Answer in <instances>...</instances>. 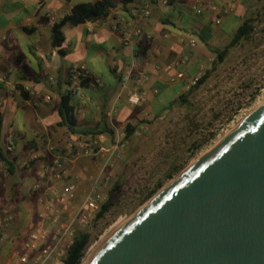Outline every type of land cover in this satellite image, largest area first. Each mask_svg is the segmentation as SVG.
Masks as SVG:
<instances>
[{
	"label": "crops",
	"instance_id": "crops-1",
	"mask_svg": "<svg viewBox=\"0 0 264 264\" xmlns=\"http://www.w3.org/2000/svg\"><path fill=\"white\" fill-rule=\"evenodd\" d=\"M96 1L0 0L2 146L5 151L9 140L16 145L15 152L7 154L14 160L13 174L6 172L4 164L0 170V203L14 216L8 229L0 231V264H14L18 260V246L9 243L25 236L24 226L37 219L50 187L74 183L79 197L81 188L86 193L87 188H99L102 184L95 183L100 172L98 159H59L69 152V144L80 140L60 126L62 95H73L71 106L78 130L107 128L114 132V140L125 144L137 141L164 118L170 102L184 94L206 59L214 60L209 48H223V39L230 42L251 9L249 0H235V12L217 27L208 3L221 7L228 0H110L115 8L109 17H128L132 11L143 8L150 11L138 43L134 41L125 47L121 36L113 33L103 20L65 25L61 30L64 41L54 48L53 25L70 17L75 7L90 6ZM192 39L197 42L194 49L190 47ZM184 57L189 59L188 63L171 73L157 68ZM75 65L84 66L88 77L74 80ZM142 72L147 73V81L139 91L145 100L134 106L128 97L136 91V79ZM50 79L57 83L52 84ZM21 88L28 99L23 97ZM47 96L51 100L43 101ZM36 101H41L38 106ZM127 129L135 132L125 141ZM104 138V146L110 147L111 140ZM55 161L62 167L59 177L51 172ZM37 183L42 188L35 192L33 187ZM27 239L28 235L18 250L22 251ZM50 239L51 235L44 246ZM60 246L64 255L66 243ZM37 255L33 253L30 262Z\"/></svg>",
	"mask_w": 264,
	"mask_h": 264
},
{
	"label": "water",
	"instance_id": "water-1",
	"mask_svg": "<svg viewBox=\"0 0 264 264\" xmlns=\"http://www.w3.org/2000/svg\"><path fill=\"white\" fill-rule=\"evenodd\" d=\"M86 264H264V103Z\"/></svg>",
	"mask_w": 264,
	"mask_h": 264
},
{
	"label": "rangeland",
	"instance_id": "rangeland-1",
	"mask_svg": "<svg viewBox=\"0 0 264 264\" xmlns=\"http://www.w3.org/2000/svg\"><path fill=\"white\" fill-rule=\"evenodd\" d=\"M249 1L251 9L246 17L252 16L256 27L252 41L233 51L226 64L213 72L199 90L191 92L190 84L185 87L183 95L188 97L192 106L191 112L181 106L166 110L164 118L148 130V135L142 134L137 141L125 144L121 159L115 163L117 168L112 181L97 188L104 201L116 182L122 189L116 196V205L96 228H93L92 220L86 227L79 224L71 226L73 233L89 231L92 235L84 262L129 217L155 196L142 203L140 202L142 191L164 180L167 170L172 171L181 167L173 177L174 180L264 103V0L261 3L256 0ZM228 43L226 39L220 40L222 47ZM212 62L206 59L204 67L197 71V75L201 77L207 70L210 71ZM210 137L209 141L198 148L199 143ZM172 180L165 182L163 188ZM90 190L87 188L85 193L81 188V195L72 209L61 217L51 231L48 245L57 241L59 227L72 221ZM35 221L30 220L26 223L22 232L25 236H22V240L17 237L9 243L18 246L17 253L22 254L18 248L29 234V226ZM68 239L69 237H66L62 243L65 244ZM14 264H18V261L16 260ZM46 264H62V256L54 255Z\"/></svg>",
	"mask_w": 264,
	"mask_h": 264
},
{
	"label": "built area",
	"instance_id": "built-area-1",
	"mask_svg": "<svg viewBox=\"0 0 264 264\" xmlns=\"http://www.w3.org/2000/svg\"><path fill=\"white\" fill-rule=\"evenodd\" d=\"M166 4V3H165ZM208 7L212 14L215 15L214 25L220 26L227 16L235 12L236 2L235 0H228V2L219 7L209 2ZM150 17V11L147 8L132 11L128 17L112 16L108 17L104 23L109 27L113 33H118L122 38V43L125 47L130 46L134 41L138 43L144 35V28L147 20ZM149 40V37H147ZM197 42L195 39L190 41V47L196 48ZM188 58L176 61L165 67L157 65L159 70H163L165 73H171L174 70L186 65ZM1 62V59H0ZM73 78L78 81L81 78H87L88 72L84 66L75 65L73 67ZM200 76H194L190 81V86H195L200 80ZM147 81V73L142 72L136 79V91L128 97V102L131 105L138 106L145 100V95L140 92V88H143ZM52 84H56L57 81L50 79ZM156 92V91H155ZM157 93V92H156ZM51 97L47 96L43 99L45 102H49ZM41 101H36L35 106H38ZM143 128H147V125H143ZM104 136H99L95 140L86 141L79 140L74 144H69V152L66 155L59 158L62 161L68 160L69 157L73 158H96L100 163V172L96 177L95 183L109 184L112 181L113 174L117 168L115 163L122 157V152L125 148V143L122 140L115 139V142L110 147L104 146ZM16 150V145L13 140H9L6 144L5 152L7 154H13ZM30 161L33 158L29 159ZM3 167V163L0 160V170ZM61 164L59 161L54 162V166L51 168V172L55 177H59L61 173ZM42 184L37 183L34 185L33 190L35 192L41 190ZM78 197V187L76 184L71 183L62 188L52 186L47 190V197L43 202L42 210L38 214V217L34 223L29 226V234L27 241L22 245V254L17 255L18 264H46L54 255L61 254L60 245L66 237H69L66 242V247L62 249L65 252L72 244V238L75 234L71 230L73 224H79L80 226H88L92 217L99 211L101 203L104 201L103 197L98 193L96 186L90 190L87 196L84 198L82 205L79 207L77 213L73 217L72 221L68 225H61L57 232L58 238L52 245L44 244L48 241L51 231L56 227L61 217L67 214L72 209L73 204ZM14 216L9 208H2L0 203V231H5L13 223ZM37 252L38 255L34 262H30V256Z\"/></svg>",
	"mask_w": 264,
	"mask_h": 264
},
{
	"label": "trees",
	"instance_id": "trees-1",
	"mask_svg": "<svg viewBox=\"0 0 264 264\" xmlns=\"http://www.w3.org/2000/svg\"><path fill=\"white\" fill-rule=\"evenodd\" d=\"M258 2H262L263 0H256ZM115 8V5L110 0H97L93 5L90 6H77L73 9L72 15L70 17L64 18L59 23L53 25L52 28V37L53 42L52 46L54 48H59L64 41V37L62 34V28L67 25H78L85 22H95V21H103L106 20L111 10ZM250 14V13H249ZM256 31V27L254 26V19L253 17H245L242 21L240 27L234 32L230 42L220 49H210L211 53L214 55V60L211 63L210 71H206L203 76H201L198 83L190 87L192 88L191 92H195L199 90L209 79L213 72H216L218 68L222 67L228 61L231 53L247 43L252 41L253 35ZM204 42V40H203ZM61 55H64L63 51H59ZM22 95L25 99H28V94L24 92V89H20ZM72 93L69 92L67 94L62 95L61 97V105L59 114L61 117V124L60 126L66 127L68 131L75 136H78L80 140L91 141L97 139L99 136H106L108 137L112 143L115 142L114 140V132L110 129H97L93 131H81L76 128V118L74 115V109L71 106V98ZM175 106H181L191 112V104L189 103L188 97L186 95H181L178 99L173 100L170 102V105L167 107L166 110H171ZM2 126H3V119L0 115V160L4 164L5 170L9 175L13 174L12 171V164L14 160H11L7 153L4 151L2 146ZM130 128V127H129ZM134 129H131L126 133V140H129L131 136L134 134ZM210 138H206L204 142L199 143L198 148L209 141ZM180 168L173 169L172 171H166L164 180L158 181L152 188H148L146 191H142L141 193V200L140 202H144L149 198L156 195L165 185V182H168L173 179V177L180 171ZM121 186L118 182H116L110 191L108 192V197L105 201H103L100 205L99 211L92 217V226L96 228V226L108 215L111 209L116 205L117 200L116 196L118 192L121 190ZM92 241V235L89 231H79L75 232L72 238V244L65 249L64 256L62 258V264H80L84 259ZM84 262V260H83ZM82 262V263H83ZM81 263V264H82Z\"/></svg>",
	"mask_w": 264,
	"mask_h": 264
},
{
	"label": "bare ground",
	"instance_id": "bare-ground-1",
	"mask_svg": "<svg viewBox=\"0 0 264 264\" xmlns=\"http://www.w3.org/2000/svg\"><path fill=\"white\" fill-rule=\"evenodd\" d=\"M87 261H88V260H86V261H85L84 263H82V264H86V263H87Z\"/></svg>",
	"mask_w": 264,
	"mask_h": 264
}]
</instances>
